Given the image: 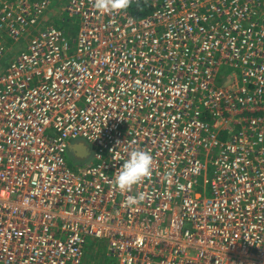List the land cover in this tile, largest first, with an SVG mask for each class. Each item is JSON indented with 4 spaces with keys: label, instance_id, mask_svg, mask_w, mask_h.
<instances>
[{
    "label": "built area",
    "instance_id": "built-area-1",
    "mask_svg": "<svg viewBox=\"0 0 264 264\" xmlns=\"http://www.w3.org/2000/svg\"><path fill=\"white\" fill-rule=\"evenodd\" d=\"M52 1L0 0V264H82L88 237L117 264H264V0H69L75 40L39 29ZM137 148L152 174L121 193Z\"/></svg>",
    "mask_w": 264,
    "mask_h": 264
},
{
    "label": "clouds",
    "instance_id": "clouds-1",
    "mask_svg": "<svg viewBox=\"0 0 264 264\" xmlns=\"http://www.w3.org/2000/svg\"><path fill=\"white\" fill-rule=\"evenodd\" d=\"M130 0H94L93 7L100 14L122 11L128 8ZM64 10V8H63ZM153 159L150 153L142 149H134L128 153L126 159L118 167L114 179V187L121 193L131 192L134 186H139L152 174ZM183 190V185H179ZM146 199L145 192H138L135 196H127L129 206L139 205Z\"/></svg>",
    "mask_w": 264,
    "mask_h": 264
},
{
    "label": "rangeland",
    "instance_id": "rangeland-1",
    "mask_svg": "<svg viewBox=\"0 0 264 264\" xmlns=\"http://www.w3.org/2000/svg\"><path fill=\"white\" fill-rule=\"evenodd\" d=\"M69 3V0H54L47 9L43 23L39 26V29L53 25L55 27L63 29L66 34L71 36L73 40L77 38L79 31L80 18H70L67 13L63 11V8ZM47 20V22L45 21ZM25 47V44H22ZM13 54H6L2 60L3 66L12 61L16 56V53L20 49L16 46ZM66 161L72 169L74 168V155L71 152H67L65 155ZM82 264H117L116 259L108 255L107 243L105 241L98 240L93 237H88L85 245V256Z\"/></svg>",
    "mask_w": 264,
    "mask_h": 264
},
{
    "label": "water",
    "instance_id": "water-1",
    "mask_svg": "<svg viewBox=\"0 0 264 264\" xmlns=\"http://www.w3.org/2000/svg\"><path fill=\"white\" fill-rule=\"evenodd\" d=\"M79 149H81V152L78 151ZM89 151V147L83 142H80L79 144L74 143L69 148V152H71L74 155V158L78 161L87 159L89 157ZM79 153H81V155Z\"/></svg>",
    "mask_w": 264,
    "mask_h": 264
}]
</instances>
